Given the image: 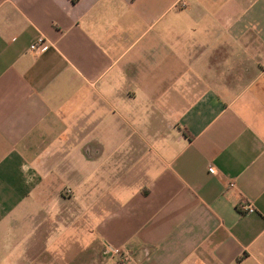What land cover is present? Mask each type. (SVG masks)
Masks as SVG:
<instances>
[{
  "label": "crops",
  "instance_id": "crops-1",
  "mask_svg": "<svg viewBox=\"0 0 264 264\" xmlns=\"http://www.w3.org/2000/svg\"><path fill=\"white\" fill-rule=\"evenodd\" d=\"M0 264H264V0H0Z\"/></svg>",
  "mask_w": 264,
  "mask_h": 264
},
{
  "label": "rangeland",
  "instance_id": "rangeland-1",
  "mask_svg": "<svg viewBox=\"0 0 264 264\" xmlns=\"http://www.w3.org/2000/svg\"><path fill=\"white\" fill-rule=\"evenodd\" d=\"M65 191L66 190L64 188L57 190L58 193H65ZM58 208H60V206H56V205L53 206V205L49 204L45 208L44 207L39 208V212L47 213V212H51L53 210H57ZM67 208L71 210V212H69L70 213L69 216H71V218H72V220L70 222L71 231H72L71 236H73V237H71V242H72L74 240L75 236H78L79 230H82L83 228H85V231H89L93 227L89 226L90 222H85L86 218H83V215L79 216V218L81 217L80 220L73 219L74 218L73 215H78L79 209L82 208V205L80 206L78 201L75 200V201H68V202L63 203L62 204L63 212L65 210H67ZM76 219H78V217ZM71 245H72V243H71Z\"/></svg>",
  "mask_w": 264,
  "mask_h": 264
},
{
  "label": "built area",
  "instance_id": "built-area-1",
  "mask_svg": "<svg viewBox=\"0 0 264 264\" xmlns=\"http://www.w3.org/2000/svg\"><path fill=\"white\" fill-rule=\"evenodd\" d=\"M38 49H41L42 51H45V50L48 49V46L46 45V42H45V40L43 38H38V40L31 45V50L32 51H35V50H38ZM233 186L234 185L231 184V187H233ZM245 212L247 214H252V213H255V209H254L253 206L250 205L247 208H245ZM114 253L119 257L121 263L129 260V254L128 253H124L123 250H121L119 248L115 249Z\"/></svg>",
  "mask_w": 264,
  "mask_h": 264
}]
</instances>
